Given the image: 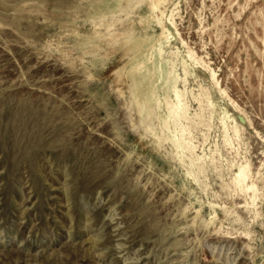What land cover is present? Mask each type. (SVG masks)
Here are the masks:
<instances>
[{
    "label": "rangeland",
    "instance_id": "rangeland-1",
    "mask_svg": "<svg viewBox=\"0 0 264 264\" xmlns=\"http://www.w3.org/2000/svg\"><path fill=\"white\" fill-rule=\"evenodd\" d=\"M163 1L0 0V264H264V0Z\"/></svg>",
    "mask_w": 264,
    "mask_h": 264
},
{
    "label": "bare ground",
    "instance_id": "bare-ground-1",
    "mask_svg": "<svg viewBox=\"0 0 264 264\" xmlns=\"http://www.w3.org/2000/svg\"><path fill=\"white\" fill-rule=\"evenodd\" d=\"M163 1V0H162ZM164 2V1H163ZM162 2V3H163ZM157 4H158V2H157ZM157 4H156V6H157ZM154 6H153V3H152V8H153ZM159 7H161V6H159ZM151 8V9H152ZM155 8V7H154ZM153 8V9H154ZM157 8V7H156ZM156 11V10H155ZM153 12H154V10H153ZM156 13V12H155ZM161 13V12H160ZM154 14V13H153ZM162 14V13H161ZM163 15V14H162ZM156 16V15H155ZM156 19V18H155ZM160 19V18H159ZM162 21V20H161ZM171 22V21H170ZM162 23V22H161ZM160 24V23H159ZM163 24V23H162ZM172 25H174L173 23H172ZM163 28V27H162ZM160 29H161V26H160ZM164 29V28H163ZM168 30V29H167ZM165 32H166V30H165ZM168 32V31H167ZM168 35V34H167ZM161 37V36H160ZM162 38V37H161ZM169 38V37H168ZM158 42V41H157ZM190 56H193L192 54L190 55ZM189 56V57H190ZM183 64V63H182ZM143 65V64H142ZM144 66V65H143ZM185 66V65H184ZM161 67V66H160ZM186 67V66H185ZM184 69V68H183ZM186 72V71H185ZM184 72V73H185ZM162 74V73H161ZM173 75V74H172ZM187 76V75H186ZM180 80V79H179ZM162 81V80H161ZM224 92V91H223ZM222 92V93H223ZM182 94V93H181ZM180 98L182 99V97H179L178 96V103L181 105V103H183V102H181V100H180ZM180 108L181 107H179L178 105H174V106H172V107H170V114H171V116H172V118H174L173 120H177V119H180L181 117H182V115L183 116H185V114H184V110H181L180 111ZM183 108V107H182ZM181 108V109H182ZM169 115V114H168ZM170 116V117H171ZM170 120H172V119H170ZM167 123H168V121H167ZM168 126V125H167ZM170 126V125H169ZM180 140V139H179ZM176 143H177V140H174ZM184 143V142H183ZM177 145V144H176ZM184 145V144H183ZM177 147H179V145L177 146ZM249 173L250 172H248V166H241V168L239 169V171H238V173H237V175H236V177H235V182L234 183H236L237 185H238V187H240V189H242V190H246L247 192L248 191H253V192H255L254 190H255V186H254V184H250L249 183V178H250V175H249ZM240 192H242V191H240ZM256 194V193H255ZM252 198V197H251ZM253 202V201H252Z\"/></svg>",
    "mask_w": 264,
    "mask_h": 264
}]
</instances>
